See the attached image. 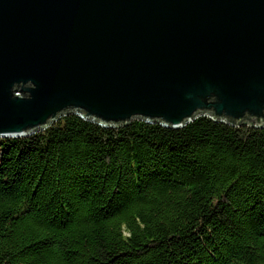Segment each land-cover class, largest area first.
Wrapping results in <instances>:
<instances>
[{"label":"trees","instance_id":"1","mask_svg":"<svg viewBox=\"0 0 264 264\" xmlns=\"http://www.w3.org/2000/svg\"><path fill=\"white\" fill-rule=\"evenodd\" d=\"M0 264H264V128L64 112L0 138Z\"/></svg>","mask_w":264,"mask_h":264},{"label":"water","instance_id":"2","mask_svg":"<svg viewBox=\"0 0 264 264\" xmlns=\"http://www.w3.org/2000/svg\"><path fill=\"white\" fill-rule=\"evenodd\" d=\"M64 112L264 128V0H0V138Z\"/></svg>","mask_w":264,"mask_h":264},{"label":"bare ground","instance_id":"3","mask_svg":"<svg viewBox=\"0 0 264 264\" xmlns=\"http://www.w3.org/2000/svg\"><path fill=\"white\" fill-rule=\"evenodd\" d=\"M62 115V114H61Z\"/></svg>","mask_w":264,"mask_h":264}]
</instances>
